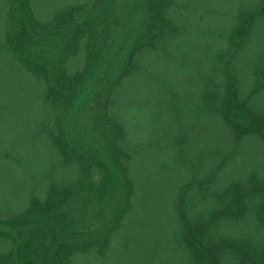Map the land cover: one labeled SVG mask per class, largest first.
Here are the masks:
<instances>
[{"label": "trees", "instance_id": "trees-1", "mask_svg": "<svg viewBox=\"0 0 264 264\" xmlns=\"http://www.w3.org/2000/svg\"><path fill=\"white\" fill-rule=\"evenodd\" d=\"M236 1L245 9L234 23L228 56L237 59L244 50L245 57L236 66L229 63V80L214 89L217 100L224 95L209 122L217 161L222 148L238 144L251 153L264 152L255 146L256 135L264 143V112L256 108L264 99V0ZM174 2L89 0L44 15L35 0H2L0 41L37 80L31 94L41 91L42 96L30 112L41 127L42 145L57 150L63 167L19 212L0 218L5 244L0 264H115L119 239L132 238L128 228L146 220L138 216L139 187L125 141L129 129L114 107L116 87L145 70L153 52L166 53L174 45L180 30ZM251 79L254 89L241 84ZM94 87L106 94L103 107L89 108L98 116L97 128L76 131L74 119L67 120L86 108ZM240 131L236 143L233 135ZM255 173L264 177L260 170ZM236 206L242 211L246 202H231V208ZM259 216L264 218V205ZM197 240L201 248L204 241Z\"/></svg>", "mask_w": 264, "mask_h": 264}, {"label": "rangeland", "instance_id": "rangeland-1", "mask_svg": "<svg viewBox=\"0 0 264 264\" xmlns=\"http://www.w3.org/2000/svg\"><path fill=\"white\" fill-rule=\"evenodd\" d=\"M35 1L38 12L50 15L89 0ZM174 3L180 23L174 45L166 53L153 52L145 70L116 87L114 107L129 129L125 141L139 187L138 216L146 220L128 228L132 238L119 239L115 264H264V218L259 216L264 177L255 173L264 174V152L251 153L238 144L222 148L217 161L209 123L224 103V95L222 100L214 95L217 83L229 80V63L236 66L245 57L244 50L237 59L228 56L243 3ZM30 77L0 41V218L19 212L63 167L57 150L42 145L41 127L30 112L42 92L32 96L37 80ZM242 81L254 89L256 80ZM91 91L86 108L67 120L74 119L76 131L97 128L98 116L89 108L103 107L106 94L98 87ZM258 100L256 108L264 112V99ZM243 133L233 135L236 143ZM256 136L255 146L264 148ZM240 198L246 207L231 208ZM4 245L0 239V253ZM222 253V261L215 260Z\"/></svg>", "mask_w": 264, "mask_h": 264}]
</instances>
